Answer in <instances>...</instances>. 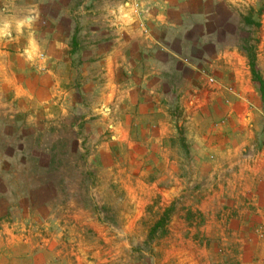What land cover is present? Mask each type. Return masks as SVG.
Listing matches in <instances>:
<instances>
[{
  "label": "crops",
  "instance_id": "crops-1",
  "mask_svg": "<svg viewBox=\"0 0 264 264\" xmlns=\"http://www.w3.org/2000/svg\"><path fill=\"white\" fill-rule=\"evenodd\" d=\"M12 2L19 7L15 15H0V264H46L50 256L46 240L25 237L17 223H27L31 213L44 218L50 208L41 200L47 189L37 186L40 175L33 169L40 159L30 151L43 148L36 138L51 108L49 117L75 120L73 108L57 107L60 87L74 86L79 76L107 78L108 85L127 88L132 97L126 101L134 108L120 116L139 119L134 125L144 133L147 125L160 146L185 121L188 137L194 129L201 134L190 148L197 166H246L238 159L251 147L262 94L250 65H220V56L210 50L212 39L228 37L234 9L244 0ZM260 75L264 81V72ZM176 163L177 158L165 159L166 165ZM233 171L240 182L251 176ZM238 208L227 213L234 240L252 214Z\"/></svg>",
  "mask_w": 264,
  "mask_h": 264
},
{
  "label": "rangeland",
  "instance_id": "rangeland-1",
  "mask_svg": "<svg viewBox=\"0 0 264 264\" xmlns=\"http://www.w3.org/2000/svg\"><path fill=\"white\" fill-rule=\"evenodd\" d=\"M2 1L13 5L0 3V15H15V2ZM244 2L234 9L228 37L212 39L210 50L220 65H250L255 55L264 72V0ZM108 83L80 76L74 86L63 83L57 109L73 108L76 118L49 117L51 108L36 138L43 148L30 151L40 159L33 169L50 208L44 218L31 213L17 225L25 237L46 240V264H264V98L251 147L239 155L246 166H197L190 148L201 134L194 129L189 138L182 120L160 146L147 125L146 133L134 125L139 119L120 116L124 109L132 114V94ZM168 157L178 163L166 165ZM235 168L251 176L240 182ZM236 207L252 214L234 240L227 213Z\"/></svg>",
  "mask_w": 264,
  "mask_h": 264
},
{
  "label": "trees",
  "instance_id": "trees-1",
  "mask_svg": "<svg viewBox=\"0 0 264 264\" xmlns=\"http://www.w3.org/2000/svg\"><path fill=\"white\" fill-rule=\"evenodd\" d=\"M260 12H263V9H261ZM248 24L249 25L251 24L250 19L248 20ZM250 66L252 68L254 81L259 86L261 94H262V99H263L264 98V81H263L260 73L258 72V67H257L255 55H251L250 56Z\"/></svg>",
  "mask_w": 264,
  "mask_h": 264
},
{
  "label": "built area",
  "instance_id": "built-area-1",
  "mask_svg": "<svg viewBox=\"0 0 264 264\" xmlns=\"http://www.w3.org/2000/svg\"><path fill=\"white\" fill-rule=\"evenodd\" d=\"M209 81L212 82V83L216 82L215 79H213V78H210Z\"/></svg>",
  "mask_w": 264,
  "mask_h": 264
}]
</instances>
